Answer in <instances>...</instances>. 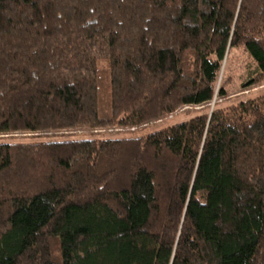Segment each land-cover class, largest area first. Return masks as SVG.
I'll list each match as a JSON object with an SVG mask.
<instances>
[{
	"label": "trees",
	"instance_id": "1",
	"mask_svg": "<svg viewBox=\"0 0 264 264\" xmlns=\"http://www.w3.org/2000/svg\"><path fill=\"white\" fill-rule=\"evenodd\" d=\"M239 69L264 82V0H0V133L135 128ZM0 264H264V93L0 141Z\"/></svg>",
	"mask_w": 264,
	"mask_h": 264
},
{
	"label": "rangeland",
	"instance_id": "2",
	"mask_svg": "<svg viewBox=\"0 0 264 264\" xmlns=\"http://www.w3.org/2000/svg\"><path fill=\"white\" fill-rule=\"evenodd\" d=\"M234 55H236L237 58L238 57L243 58L241 55H238L237 51H234ZM235 68L237 69V66H232L231 70L235 71ZM227 72H228L227 67H224L221 72L222 75L220 76L221 80L218 79L217 81L218 84L224 80V77H226ZM235 73H236V77L234 76L232 81H230V83L226 85V92L223 94L221 98H219L216 95L207 105L204 104L199 106L198 105L183 106L182 108L171 114H168L164 117H161L160 119L148 122L146 124H143L135 128L130 127L128 129L127 128L119 129L117 127H111L102 130H94L84 127L72 131L71 130H65L62 132L59 131L57 133H33V132H19V133H7V134L0 133V141L28 142V141H36L38 139H56V138H66L68 136L89 137L91 135L94 137L98 136V137H113V138L126 137V136H134V137L142 136L154 132L156 130L162 129L176 122L186 120L201 110L210 111V109L213 108L214 106L225 107L233 103H236L240 100H244L250 97H255L257 95L264 93V82H261L260 84H254L252 86L251 85L241 86L239 82V78L237 79V76L240 75L241 70L239 69Z\"/></svg>",
	"mask_w": 264,
	"mask_h": 264
}]
</instances>
